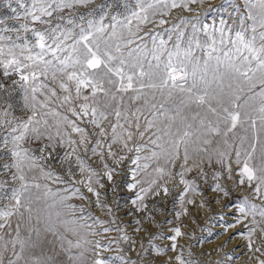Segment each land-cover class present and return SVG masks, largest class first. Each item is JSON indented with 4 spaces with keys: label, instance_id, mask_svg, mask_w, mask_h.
<instances>
[{
    "label": "snow or ice",
    "instance_id": "obj_1",
    "mask_svg": "<svg viewBox=\"0 0 264 264\" xmlns=\"http://www.w3.org/2000/svg\"><path fill=\"white\" fill-rule=\"evenodd\" d=\"M0 3V264H201L205 189L264 264V0Z\"/></svg>",
    "mask_w": 264,
    "mask_h": 264
},
{
    "label": "rangeland",
    "instance_id": "obj_2",
    "mask_svg": "<svg viewBox=\"0 0 264 264\" xmlns=\"http://www.w3.org/2000/svg\"><path fill=\"white\" fill-rule=\"evenodd\" d=\"M112 2L113 0H94L92 7ZM220 2L221 0H202V3L194 7L199 12L207 11L208 19L211 20L216 16V13L210 11V9L216 8ZM118 10L123 11V8ZM80 11L86 13L87 9H81ZM97 12H99V8H97ZM11 14L10 10L0 3V17L10 16ZM181 14L194 15L196 13H181L180 10H175L173 14L170 17H166V19L172 22ZM240 194L241 193L233 192V198ZM129 195L130 194L126 191L120 190L117 194L110 193L108 199L109 202H111L113 196H115L117 202L123 207ZM194 199L196 200L194 205H186L188 208L187 215L182 216L179 221H176L182 228V231L185 232V236L181 238L180 243L185 248H188L190 245L192 251L195 253V258L199 260L201 264H215L217 260L223 259L224 253L228 252L232 253L234 257H239V259H234L231 264H245L249 255L245 248V241L237 236L225 243L229 234L236 231L234 229L226 231L222 226L225 222H232L231 215H224L223 219H221V215L228 211L224 209L222 205L228 201L207 189H205V193L202 197L195 196ZM201 201H203V206H201ZM173 204L174 201L171 198L161 203L162 212L157 213V221H171L174 219ZM96 214L103 216V213L99 211H97ZM129 219L131 218L125 217V220ZM165 227H167V225H165ZM152 230L155 231L156 229L153 228ZM129 233L131 234V227L129 228ZM112 235H115V233ZM139 243L140 237H137V247L130 253V256L136 264H144V260H141L137 256V252L140 251ZM145 259H147V257H145ZM162 259H167V257H162ZM154 264H160V261L155 260ZM247 264H252V262L247 261Z\"/></svg>",
    "mask_w": 264,
    "mask_h": 264
}]
</instances>
